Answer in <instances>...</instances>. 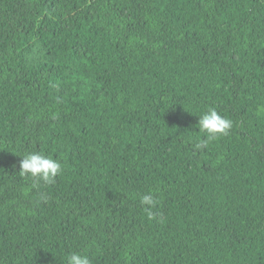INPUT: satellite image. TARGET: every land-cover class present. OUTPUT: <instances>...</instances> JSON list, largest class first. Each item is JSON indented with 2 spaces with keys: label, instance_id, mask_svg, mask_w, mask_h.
<instances>
[{
  "label": "trees",
  "instance_id": "trees-1",
  "mask_svg": "<svg viewBox=\"0 0 264 264\" xmlns=\"http://www.w3.org/2000/svg\"><path fill=\"white\" fill-rule=\"evenodd\" d=\"M210 107L232 128L196 148ZM71 252L264 264V0H0V264Z\"/></svg>",
  "mask_w": 264,
  "mask_h": 264
},
{
  "label": "clouds",
  "instance_id": "clouds-1",
  "mask_svg": "<svg viewBox=\"0 0 264 264\" xmlns=\"http://www.w3.org/2000/svg\"><path fill=\"white\" fill-rule=\"evenodd\" d=\"M199 131L205 136L195 146L196 148L207 147L208 143L222 136H226L232 128V121L220 115L215 108H208L198 119ZM63 172V166L60 161L51 156H46L38 152L26 153L22 156L19 163V172L22 178H30L34 187L40 183L51 185L55 179ZM141 204L147 206L146 211L155 206L156 198L149 193L141 197ZM65 264H91L89 257L80 252H71L65 257Z\"/></svg>",
  "mask_w": 264,
  "mask_h": 264
}]
</instances>
